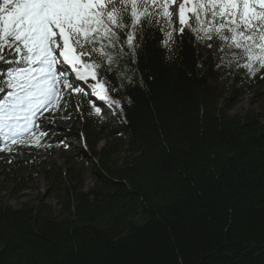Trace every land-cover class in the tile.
<instances>
[{
  "label": "trees",
  "instance_id": "16d2710c",
  "mask_svg": "<svg viewBox=\"0 0 264 264\" xmlns=\"http://www.w3.org/2000/svg\"><path fill=\"white\" fill-rule=\"evenodd\" d=\"M162 38L148 31L134 81H113L121 117L96 120L88 96L65 97L56 117L79 125L78 145L60 147L62 169L39 168L56 203L0 194V264H264V115L229 113L264 71L218 68L187 33L170 50ZM30 148L0 159L17 193Z\"/></svg>",
  "mask_w": 264,
  "mask_h": 264
},
{
  "label": "snow or ice",
  "instance_id": "6c2138e0",
  "mask_svg": "<svg viewBox=\"0 0 264 264\" xmlns=\"http://www.w3.org/2000/svg\"><path fill=\"white\" fill-rule=\"evenodd\" d=\"M153 28L169 50L187 33L218 68L264 71V0H0V151L41 146L66 95L122 110L113 81H134Z\"/></svg>",
  "mask_w": 264,
  "mask_h": 264
},
{
  "label": "rangeland",
  "instance_id": "374dc122",
  "mask_svg": "<svg viewBox=\"0 0 264 264\" xmlns=\"http://www.w3.org/2000/svg\"><path fill=\"white\" fill-rule=\"evenodd\" d=\"M78 83L82 84V82ZM69 96H71L69 98L70 100H76L78 94H70ZM62 103L64 104V101ZM65 105L66 103L64 104V107L56 113H45L46 119L43 121V126L47 129L48 135L41 146H30L29 154L31 155V159L36 160V162L34 169L23 172L24 176L28 175V181L24 191L17 193L16 187L12 186L11 189V186L7 184L8 182L4 183V175L2 167L0 166V194L3 196L4 201L9 205L19 207L24 203H31L34 205L39 201H44L52 205L56 203L54 193L51 191L48 181L42 174H40L39 168L52 169L53 171L58 168L62 169L64 166V158L59 151L60 147L67 148L70 145H78V142L71 138L70 133L77 131L79 125H71L69 122L70 118L68 117H56L59 116L60 113L68 110L65 108ZM102 109L104 111L101 116H97L94 110L91 109L96 120H113L115 115L121 117L120 109L115 105L109 106L107 103H102ZM250 110L264 115V85L251 93L240 96L233 106L230 107L229 113L233 115H242ZM53 115L54 119L52 118ZM56 131H58V133H56ZM79 144H84L82 139ZM99 145H102V142ZM0 147H3L2 143ZM5 155V151H0V159L4 158ZM86 168L87 172L83 176L85 190L90 188L93 184V178L90 171L91 166L87 164Z\"/></svg>",
  "mask_w": 264,
  "mask_h": 264
},
{
  "label": "bare ground",
  "instance_id": "6f19581e",
  "mask_svg": "<svg viewBox=\"0 0 264 264\" xmlns=\"http://www.w3.org/2000/svg\"><path fill=\"white\" fill-rule=\"evenodd\" d=\"M104 110L102 109V112H103Z\"/></svg>",
  "mask_w": 264,
  "mask_h": 264
}]
</instances>
